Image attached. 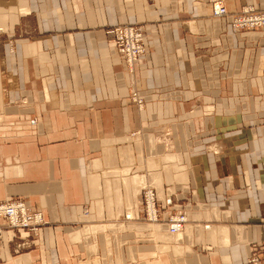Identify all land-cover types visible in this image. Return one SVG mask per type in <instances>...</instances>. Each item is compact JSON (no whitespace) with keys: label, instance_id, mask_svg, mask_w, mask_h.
Wrapping results in <instances>:
<instances>
[{"label":"crops","instance_id":"obj_1","mask_svg":"<svg viewBox=\"0 0 264 264\" xmlns=\"http://www.w3.org/2000/svg\"><path fill=\"white\" fill-rule=\"evenodd\" d=\"M208 4L0 0V201L44 218H0V264H264V27ZM127 23L147 49L126 69L108 29ZM146 186L180 232L140 220Z\"/></svg>","mask_w":264,"mask_h":264},{"label":"built area","instance_id":"obj_2","mask_svg":"<svg viewBox=\"0 0 264 264\" xmlns=\"http://www.w3.org/2000/svg\"><path fill=\"white\" fill-rule=\"evenodd\" d=\"M212 11L216 15H224L226 13L225 6H222L221 0H209ZM230 24L233 28H254V26H264V12L256 11L255 9L246 8L238 15L232 16ZM110 38H112V44L115 53L119 55L124 64L129 67L131 63L140 57L146 48L144 43V33L140 25L121 24L111 26L108 30ZM138 104L140 99H136ZM33 123V120H30ZM140 206L142 214L145 215V219L148 221L157 222L158 219L165 220L169 231L174 232L182 225V213L173 212L166 218H162L159 210L163 206L169 205L170 198L165 199L162 207H155V199L153 197V191L151 188H144L141 191ZM151 205V209L148 210V205ZM177 216V217H175ZM0 218H2L5 224L10 228L26 229L30 232L37 231V228L44 222V218L41 212L36 209H31L29 205L24 203L18 198H9L7 200L0 201ZM23 242H18L15 247L21 248ZM256 256H251L250 261H255Z\"/></svg>","mask_w":264,"mask_h":264},{"label":"bare ground","instance_id":"obj_3","mask_svg":"<svg viewBox=\"0 0 264 264\" xmlns=\"http://www.w3.org/2000/svg\"><path fill=\"white\" fill-rule=\"evenodd\" d=\"M208 2H209V0H208ZM210 3V2H209ZM221 4H222V6H225L224 5V3H223V0H221ZM246 8H251V9H255L256 11H259V12H264V10H259V9H257V8H255L253 5H251V4H248V3H246V4H244L243 5V7L241 8V11H239V12H231V11H229L227 8H226V6H225V10H226V13L224 14V15H216V14H214L213 13V11H212V14L214 15V16H218V17H226L227 15H229L230 16V19L232 18V16H234V15H238L239 13H241V12H243V10L244 9H246ZM211 9H212V6H211ZM230 21L231 20H229V23H230ZM127 24H129V23H127ZM130 25H135V24H130ZM230 26H231V24H230ZM259 27H264V26H254V28H259ZM141 28H142V26H141ZM231 28L232 29H235V28H233L232 26H231ZM254 28H243V29H254ZM239 29H242V28H239ZM142 30H143V28H142ZM235 30H237V29H235ZM143 33H144V30H143ZM144 36H145V34H144ZM143 36V37H144ZM144 43H145V46H146V39H145V37H144ZM147 48H145V50H146ZM145 50H144V53H145ZM143 53V54H144ZM117 54V53H116ZM142 54V55H143ZM118 55V54H117ZM118 57H119V55H118ZM120 58V57H119ZM139 58V57H138ZM137 58V59H138ZM121 59V58H120ZM136 61V60H135ZM123 62V61H122ZM134 63V61L131 63V65ZM131 65L129 66V67H131ZM136 96V95H135ZM141 104H142V100L140 99V102L137 104V106L139 107V108H141ZM153 191V190H152ZM153 197H154V199H155V196H154V192H153ZM156 200V199H155ZM151 205L149 204L148 205V210H150L151 208ZM37 210V209H36ZM38 211H40V210H38ZM179 213H182V212H179ZM175 217H177V216H175ZM181 218H182V225H183V223L186 221V215L184 214V213H182V216H181ZM151 222V221H150ZM182 225H181V227H179V229L177 230V231H174V232H179V231H181L182 230ZM168 231H169V228H168ZM170 232V231H169ZM174 232H170L171 234H173Z\"/></svg>","mask_w":264,"mask_h":264},{"label":"rangeland","instance_id":"obj_4","mask_svg":"<svg viewBox=\"0 0 264 264\" xmlns=\"http://www.w3.org/2000/svg\"><path fill=\"white\" fill-rule=\"evenodd\" d=\"M209 5V4H208ZM29 22H28V24H33V18H29V20H28ZM140 25V24H139ZM141 26V25H140ZM110 29V28H109ZM108 29V30H109ZM109 38H110V36H109ZM110 41H111V43H112V38H110ZM112 51H113V53H115L114 52V48H113V45H112ZM122 66H124V67H126V69L128 68L125 64H124V62H122ZM131 93L132 94H134V97L133 96H131ZM137 98H136V96H135V93L134 92H132V89H130L129 91H127V94H126V96H125V104H134V106H135V100H136ZM141 100H142V104H143V99H142V97H141ZM135 107H138L137 106V103H136V106ZM139 108V107H138ZM145 188H151V187H149V186H146ZM144 189V188H143ZM142 189V190H143ZM152 189V188H151ZM141 190V191H142ZM153 190V189H152ZM140 196H141V192H140V194H139V197H138V199H139V201H138V206H137V208H138V211H139V213L141 214V216H140V220H143V221H147V222H150V221H148L147 219H145V215L144 214H142V211L143 210H141V207H142V205L140 206ZM172 200V199H171ZM171 203V202H170ZM166 206H168V205H166ZM155 207L156 208H159V207H162L161 206V204H158L157 202H156V200H155ZM163 208V207H162ZM164 209V208H163ZM162 210V209H161ZM41 212V211H40ZM173 212H175V211H172L171 213H168L167 215H166V217H169V216H171V215H174V213ZM127 219V218H126ZM161 219H158L157 221H160ZM152 222V221H151ZM166 222V221H165ZM153 223H155V221H153ZM41 224H43V223H41ZM40 224V225H41ZM167 224V223H166ZM39 225V226H40ZM180 232V231H179ZM250 259V258H249ZM248 259V260H249ZM249 262H252V261H250L249 260Z\"/></svg>","mask_w":264,"mask_h":264}]
</instances>
